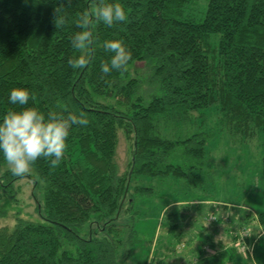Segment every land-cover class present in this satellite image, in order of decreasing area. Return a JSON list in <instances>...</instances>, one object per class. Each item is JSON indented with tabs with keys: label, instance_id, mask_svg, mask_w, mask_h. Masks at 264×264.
<instances>
[{
	"label": "trees",
	"instance_id": "obj_1",
	"mask_svg": "<svg viewBox=\"0 0 264 264\" xmlns=\"http://www.w3.org/2000/svg\"><path fill=\"white\" fill-rule=\"evenodd\" d=\"M198 1L114 0L127 19L112 27L94 20L89 63L74 70L67 60L79 30L75 20L96 0H63L69 23L61 29L53 22L61 0H0V119L18 107L9 102L11 89L24 87L35 98L29 105L45 113L83 111L90 121L73 126L58 167L43 158L32 166L43 220L16 216L0 224V264H160L164 243L140 239L133 225L125 234L131 179L186 174L193 180L205 168L211 133L188 134L177 125H193L192 111L201 115L213 103L233 135L264 140V0H208L200 18L190 10ZM109 39L122 40L131 59L126 71L104 75ZM119 127L132 138L121 172L114 158ZM5 165L0 155V198L13 196L22 177ZM257 220L264 227V209ZM260 242L256 237L253 252L264 264ZM208 256L201 252L196 264H250Z\"/></svg>",
	"mask_w": 264,
	"mask_h": 264
},
{
	"label": "rangeland",
	"instance_id": "obj_2",
	"mask_svg": "<svg viewBox=\"0 0 264 264\" xmlns=\"http://www.w3.org/2000/svg\"><path fill=\"white\" fill-rule=\"evenodd\" d=\"M207 4L208 0H199L190 10L196 17H203ZM193 113V125L177 128L188 134L198 130L211 133L205 168L193 180L186 174L133 177L121 217L125 234L133 225L140 239L156 238L164 243L165 260L160 264H196L201 252L216 263H230L236 257L260 264L256 251L251 257L248 250H243L245 247L241 248L235 233L240 234L245 226L248 235H253L248 246L252 248L256 237L264 246V227H258L257 222L258 211L264 209L263 137L256 134L249 140L233 135L214 103L202 108L201 115L197 110ZM131 145L132 138L119 127L114 158L120 172L130 159ZM3 169H9L8 165ZM30 174L32 168L14 182L13 196L0 198V224L11 223L16 216L43 220L39 209L42 190Z\"/></svg>",
	"mask_w": 264,
	"mask_h": 264
},
{
	"label": "clouds",
	"instance_id": "obj_3",
	"mask_svg": "<svg viewBox=\"0 0 264 264\" xmlns=\"http://www.w3.org/2000/svg\"><path fill=\"white\" fill-rule=\"evenodd\" d=\"M71 0H68V4ZM65 4L61 0L54 9L53 22L56 29L69 23ZM127 19L124 7L119 2L96 0L91 8H85L77 14L75 26L79 29L71 37L73 54L67 63L72 69L87 66L93 51V23L103 22L105 26L123 22ZM110 53L109 59L101 61V71L108 75L112 71H126L131 52L120 39H109L103 44ZM88 53L87 55L85 53ZM35 99L24 87H13L9 102L18 107L9 109L0 119V155L13 175L23 176L31 170L34 163L43 158L53 169L65 158L68 138L73 126H87L90 121L83 111L77 113L50 110L47 113L38 107L29 105Z\"/></svg>",
	"mask_w": 264,
	"mask_h": 264
},
{
	"label": "built area",
	"instance_id": "obj_4",
	"mask_svg": "<svg viewBox=\"0 0 264 264\" xmlns=\"http://www.w3.org/2000/svg\"><path fill=\"white\" fill-rule=\"evenodd\" d=\"M241 230H242V232L240 234L235 233V236L242 242L241 248L245 247L243 250H245V251L248 250L250 256L253 257V244H252V248H250L247 244V237H249L248 229L245 226H243V227H241Z\"/></svg>",
	"mask_w": 264,
	"mask_h": 264
},
{
	"label": "crops",
	"instance_id": "obj_5",
	"mask_svg": "<svg viewBox=\"0 0 264 264\" xmlns=\"http://www.w3.org/2000/svg\"><path fill=\"white\" fill-rule=\"evenodd\" d=\"M198 259V257H196Z\"/></svg>",
	"mask_w": 264,
	"mask_h": 264
}]
</instances>
